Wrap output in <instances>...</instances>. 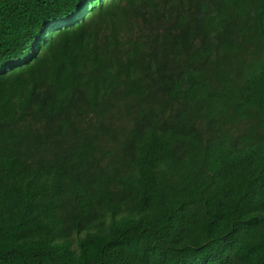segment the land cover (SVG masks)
Instances as JSON below:
<instances>
[{"label": "trees", "instance_id": "trees-1", "mask_svg": "<svg viewBox=\"0 0 264 264\" xmlns=\"http://www.w3.org/2000/svg\"><path fill=\"white\" fill-rule=\"evenodd\" d=\"M0 264H264V0H0Z\"/></svg>", "mask_w": 264, "mask_h": 264}]
</instances>
